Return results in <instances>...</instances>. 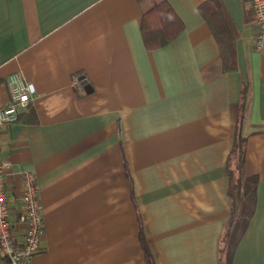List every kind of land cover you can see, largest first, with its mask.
Returning a JSON list of instances; mask_svg holds the SVG:
<instances>
[{"label": "crops", "instance_id": "0c3cea01", "mask_svg": "<svg viewBox=\"0 0 264 264\" xmlns=\"http://www.w3.org/2000/svg\"><path fill=\"white\" fill-rule=\"evenodd\" d=\"M165 1L179 29L149 47L142 0H0V106L10 73L35 86L0 129L15 236L21 173L36 177L44 231L31 264H147L140 233L155 264H224L238 128L258 182L231 264H264V46L250 3ZM218 33L233 44L228 69Z\"/></svg>", "mask_w": 264, "mask_h": 264}, {"label": "built area", "instance_id": "2783aa9c", "mask_svg": "<svg viewBox=\"0 0 264 264\" xmlns=\"http://www.w3.org/2000/svg\"><path fill=\"white\" fill-rule=\"evenodd\" d=\"M256 32L253 47L264 46V0H248ZM9 101L0 106V129L18 119L20 111L28 106L34 92V83L21 73L13 72L6 77ZM10 163L0 157V264H31L34 255L42 249L41 238L44 231L42 206L39 198L35 174L22 171L20 197L22 206L17 212V223L24 229L19 236L14 235L15 225L9 220L10 206L5 185V170Z\"/></svg>", "mask_w": 264, "mask_h": 264}, {"label": "trees", "instance_id": "16d2710c", "mask_svg": "<svg viewBox=\"0 0 264 264\" xmlns=\"http://www.w3.org/2000/svg\"><path fill=\"white\" fill-rule=\"evenodd\" d=\"M142 34L149 47L159 46L169 41L178 31L177 18L172 8L165 0H142ZM220 43L224 69L232 66L233 44L227 37L219 33L216 35ZM244 98L242 97V100ZM244 102L240 103L238 118L241 121ZM246 136L235 133L232 147L226 158V172L228 175L227 193L231 200V215L224 224L220 241V254L224 264H231L235 245L243 233L252 214L255 203V188L258 182L256 175L245 174ZM142 249L147 264H155L152 255L140 233Z\"/></svg>", "mask_w": 264, "mask_h": 264}]
</instances>
